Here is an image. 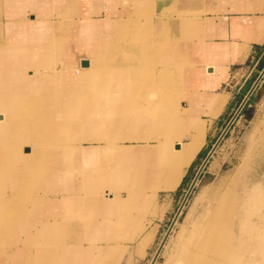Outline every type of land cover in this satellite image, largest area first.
<instances>
[{"label":"bare ground","instance_id":"6f19581e","mask_svg":"<svg viewBox=\"0 0 264 264\" xmlns=\"http://www.w3.org/2000/svg\"><path fill=\"white\" fill-rule=\"evenodd\" d=\"M139 14L145 13L136 12L118 34L97 38L93 46L100 26L90 16L83 21L47 18L39 25L24 21L8 28H19L18 37L11 30L5 39L0 36V248L16 234L32 235L31 205L67 200L73 204L67 217L41 227L45 237L34 238L33 243L38 241L30 251L33 259L40 255L35 264H67L80 248L77 236L94 230L89 217L94 211L87 210L88 204L127 223L129 219L122 217L128 215L127 209L147 202L142 190L150 187L153 199L159 191L176 190L203 147L205 121L179 116L178 112L186 116L189 109L175 103V80L184 65L175 58H161L164 45L153 35L152 18L149 15L143 23ZM145 42L156 46L148 50ZM104 54L106 65L99 68L97 57ZM136 62L142 64L140 71L155 68L160 76L154 83L135 79ZM228 99L229 94L221 93L208 101L209 116L216 118ZM175 107L178 112L170 114ZM127 142L145 145L135 148ZM248 172L240 173L236 182L228 176L217 189H206L201 212L179 237L175 264L263 263L264 192ZM49 184L59 193L53 195L56 188ZM36 186L42 196L32 191ZM79 186L85 195L69 193ZM111 190H124L126 196ZM168 235L150 264H155Z\"/></svg>","mask_w":264,"mask_h":264},{"label":"crops","instance_id":"0c3cea01","mask_svg":"<svg viewBox=\"0 0 264 264\" xmlns=\"http://www.w3.org/2000/svg\"><path fill=\"white\" fill-rule=\"evenodd\" d=\"M58 1L60 0H46L49 15L63 7V10L74 9L75 20L83 21L84 16H90L99 23L101 30H96V37L93 34V41L118 34L121 26L128 20V15L143 11L154 16L153 35L159 37L160 44L164 45L161 58H175L181 65L185 64L186 77L180 86L182 94L177 99L178 105L189 109L185 117L190 121H205L207 126L204 145L186 169L177 189L183 187L192 169L204 158L210 147V130H217L222 125L226 111L235 104L236 95L243 88V84L238 87V81L234 80L239 73H243L246 75L243 80L245 85L255 72V67L264 59V0H62L63 4ZM124 3L128 5L126 9L123 7ZM103 6L108 7V11L103 10ZM163 30L164 41L161 38ZM233 58L236 59L233 61ZM104 59L100 58L101 63ZM224 92L229 94V99L222 112L212 118L208 114V101ZM67 202L71 203L59 200L31 205L33 215L30 217L34 223L32 235L16 234L13 238L15 241L8 243L10 246L0 248V264H8L6 260L10 257V251L18 254L20 261L17 264H35L40 255L34 259L31 257L32 245L38 241L33 243V239L42 240L45 237L40 234L39 229L47 222L67 217L66 212L73 205ZM118 206L123 209L121 205ZM100 207L88 204L87 210L94 211L89 216L94 219V230L77 236L80 248L78 252L70 254L67 264H119L116 257L118 251L101 240L116 237L113 235L116 228L113 224L117 223L115 220L120 216L101 214L103 207ZM133 236V232L128 234V237ZM102 246H105L106 251L103 257Z\"/></svg>","mask_w":264,"mask_h":264},{"label":"rangeland","instance_id":"374dc122","mask_svg":"<svg viewBox=\"0 0 264 264\" xmlns=\"http://www.w3.org/2000/svg\"><path fill=\"white\" fill-rule=\"evenodd\" d=\"M30 2L31 0H0V36L5 39V34L7 32L10 33L11 30V32L16 34V37H18L21 33V31H19V28H8L13 24L16 25L19 23H25L24 21H26V23H38L39 25L40 20L48 21V19H54L56 21H64L68 16L74 19V9L67 8L63 10L62 7L55 10V14L49 15V8L45 4L47 3L46 0H35V4L37 2L44 4H37V6L33 5V7L32 4L30 6L25 5V3ZM61 2L62 0L58 1V3ZM127 6V3H124L123 7L125 9ZM66 10L72 12L65 13L64 11ZM54 15L56 16V18H53ZM138 16L140 17V21H142L143 23H146V21L149 19L148 14H139L137 15V17ZM133 17V15H128L127 19H132ZM150 17L152 19L154 18V16ZM164 31L165 30H163L164 34L161 33L162 36L165 35ZM162 40L164 41L165 38L163 37ZM90 44L91 46H93L94 41L91 40ZM153 45L156 46V43L148 44L147 42H145L144 44L145 48L148 50H151L153 48ZM97 58H107V56L104 54L103 57L100 56ZM100 64L101 65L99 66V68L104 67L106 65L105 60L103 63ZM182 65H184L185 68V64ZM141 66L142 64H140L139 62L132 64L133 69L137 71V74H135V79L137 80L147 81L148 79L149 82L154 83V80L161 74L155 68L147 69L146 71L142 72L140 71ZM184 68L180 70L178 80L177 78L175 80L178 81V88H176V90L178 89V91L176 92L174 90V92H176V94L174 95L175 103L177 104V99L182 94L180 86L182 83H184L186 77ZM263 71L264 59L259 65H257V67H255V72L251 74L245 85L243 80L245 78L244 76L246 75H244L243 73L238 74L237 78L234 81H238V87L243 84V88L240 93L236 95V105L234 104L235 106L233 105L232 107H229V109L225 113L224 122L221 126L218 127L217 130H210V147L205 153L204 158L199 160L195 167L192 169L191 173L188 176L187 183L183 187L171 192L159 191L157 193L156 199H153L151 197L153 190L150 189V187H143L144 189L142 191L145 195H148L147 202L142 205L140 204L139 207L134 204L132 207L127 209L128 212L126 214L128 215H123L122 217L124 219L128 218L129 221L127 223H121L117 221V223L115 224L116 226H113L114 228L116 227V232L113 231V235H115L116 237L101 240L102 243L106 245H111L113 246L114 250L118 251L116 257L119 260V264L151 263L165 236L168 234L170 225L174 222V218L178 213L181 204L185 196L187 195V191L189 190L192 182L194 181V178L198 174L200 167L202 166L209 152L220 139L221 135L229 124V129L227 130L220 143L217 145V148L215 149L212 156L209 158L207 164L202 169L199 178L196 184L194 185L183 207V210L180 216L178 217L176 224L173 225L155 264H173L174 259L178 258V251L180 246L179 237L184 230L186 231L190 228L192 220L201 212L202 204L205 202L206 199V189L209 192H211L214 187H216L215 189H217L221 186L220 184L223 182V180H226L228 176H231L230 180L233 179L234 182H236L240 173L245 170H248V173H250V175H253L252 182L257 185H260V188H262L264 192V75L259 85L255 89L254 93L251 95V97L248 99L247 103L243 107V109L235 117L243 100L247 97V94L250 91L251 87L254 85V83L256 82L258 77L263 73ZM178 107L182 109L181 106ZM175 109L172 108L170 111H168L170 114L178 112L176 107ZM165 112L166 110H164V113ZM178 114L179 116L185 117L179 112ZM151 137L152 136L150 135V138ZM148 141L150 142L151 140L149 139ZM127 143L133 145L135 148L142 147L143 145H145L143 144V142ZM92 144L99 145L100 142L83 143L84 146H90ZM117 160L120 161V163L122 162V160ZM237 169L239 170L236 174ZM80 180H82V178H80ZM140 185L142 184L140 183ZM37 187L38 186L34 187L32 191L35 194L42 196L43 190ZM51 187L52 184H49V188ZM54 188L56 189L53 191V195L58 194V187ZM54 188L52 187L51 189ZM111 191L112 193H114V195L123 194V198H125L126 196V192H124V190ZM7 192H9V188L7 189ZM69 193H79L81 195H85L86 191L84 188L79 186L75 189H71ZM47 195L50 197L49 193ZM67 204L71 203L67 202ZM123 209H125V207H123ZM262 211L264 210L262 209ZM131 232H133L134 236L128 237V234H130ZM9 240L8 242L10 243L15 241L14 239L12 240V238ZM6 243L7 242H5V244L3 245V248L4 246H6ZM7 246L10 245L8 244ZM8 256H10L9 259L6 260L8 264H17V262L19 263L20 259L18 254H13L10 251ZM4 258L5 257H3V259ZM23 264H25V262H23ZM262 264H264V261Z\"/></svg>","mask_w":264,"mask_h":264},{"label":"water","instance_id":"95a60500","mask_svg":"<svg viewBox=\"0 0 264 264\" xmlns=\"http://www.w3.org/2000/svg\"><path fill=\"white\" fill-rule=\"evenodd\" d=\"M263 75H264V71H263V73L258 77V79H257L256 82L254 83V85L251 87L250 91H249L248 94H247V97L243 100V102H242L241 106L239 107V109H238V111H237L235 117H236V116L238 115V113L243 109V107H244L245 104L247 103L248 99H249V98L251 97V95L254 93V91H255V89L257 88V86L259 85V83H260V81H261ZM235 117H234V119H235ZM229 127H230V124L227 126V128L225 129V131H224L223 134L221 135V138L217 141L216 146L220 143V141L222 140V138H223L224 135L226 134V132H227V130L229 129ZM207 161H208V159H207ZM203 167H204V166H203ZM200 173H201V170H200L199 173L197 174V178H198V176L200 175ZM192 189H193V186L190 188V190H189V194H190V192L192 191ZM189 194L186 196V199H185L184 203L186 202V200H187ZM172 227H173V223L170 225V228H169V230H168V234L170 233Z\"/></svg>","mask_w":264,"mask_h":264}]
</instances>
